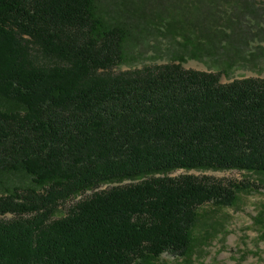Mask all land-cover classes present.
Wrapping results in <instances>:
<instances>
[{"label": "trees", "instance_id": "trees-1", "mask_svg": "<svg viewBox=\"0 0 264 264\" xmlns=\"http://www.w3.org/2000/svg\"><path fill=\"white\" fill-rule=\"evenodd\" d=\"M131 32L99 0H0V264L190 260L200 208L262 187L264 78L115 71Z\"/></svg>", "mask_w": 264, "mask_h": 264}, {"label": "rangeland", "instance_id": "rangeland-1", "mask_svg": "<svg viewBox=\"0 0 264 264\" xmlns=\"http://www.w3.org/2000/svg\"><path fill=\"white\" fill-rule=\"evenodd\" d=\"M99 4L110 17L127 21L132 31L127 55L115 71L181 62L187 69L220 73L223 82L264 78V0H99ZM180 173L184 171L174 174ZM189 173L225 182L247 175L238 170ZM72 203L63 205L59 214H66ZM200 212L195 236L202 242L191 261L165 253L159 263L264 264V178L262 187L242 193L236 206L207 203Z\"/></svg>", "mask_w": 264, "mask_h": 264}]
</instances>
